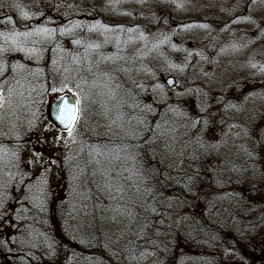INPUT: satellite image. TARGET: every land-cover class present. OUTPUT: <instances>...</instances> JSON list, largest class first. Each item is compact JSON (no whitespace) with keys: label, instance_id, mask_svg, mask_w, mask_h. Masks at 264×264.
Masks as SVG:
<instances>
[{"label":"rangeland","instance_id":"obj_1","mask_svg":"<svg viewBox=\"0 0 264 264\" xmlns=\"http://www.w3.org/2000/svg\"><path fill=\"white\" fill-rule=\"evenodd\" d=\"M22 11L31 18L24 19ZM76 24L80 27L73 28ZM91 25L115 31L105 32L102 27L88 31ZM41 27L56 32L52 39H27L29 47L42 52L38 58H26L0 38L11 56L7 62L20 61L32 70L34 75L21 82L31 94H38L23 103V113L20 107L16 111L15 104L28 91L17 85L10 104L0 109V121L11 111L16 115L14 123H0V135H8L0 140V150H8L7 155L0 151V185L6 184L8 172L15 177L30 166L34 173L59 168L61 188L50 197L40 194L38 187L29 192L37 198L32 202H44L43 211L17 189L12 196L7 194L0 208V264H107L110 259L111 264H158L168 246L166 232L188 242L186 253L195 243L198 254L188 257L194 261L190 264H264V73L251 66L264 65V0H0V32H32ZM69 28L73 30L61 35L62 29ZM76 39L81 44H75ZM33 40L38 43L33 45ZM88 44L100 47L86 48ZM109 56L114 59H106ZM45 77L50 85L41 83ZM168 79L174 81L171 87ZM158 84L163 90L156 88ZM64 95L80 104L84 132L74 130L75 143L49 120L46 109L53 98ZM230 104L241 110L225 111ZM170 106L199 121L183 126L184 135H194L190 143H196L197 150L203 148L201 172L191 181L199 200L190 211L186 201L184 214L152 218L140 211L143 191L139 189L133 198H126L135 205V215L129 218L113 210L121 205V193L100 183L103 196L77 198L80 203L88 201L79 214L85 219L72 215L71 207L78 208L71 204V149L77 139L85 133L101 135V130L113 138L108 130L116 125L121 134L115 137L123 142L124 134H133L135 113L147 123L154 121L156 133L157 124L174 126L169 114H176ZM17 121L21 128L17 129ZM24 135L31 137L30 144ZM196 148L184 151L198 153ZM11 152L19 155L16 169ZM230 156L231 163L224 165ZM107 164L104 160L103 166ZM117 169L122 172L125 167ZM115 175L112 183L120 184L126 193L134 185H153L150 180L133 184ZM34 191L39 195L34 196ZM156 219L159 227L166 226L165 232H157ZM145 222L147 231H141Z\"/></svg>","mask_w":264,"mask_h":264},{"label":"trees","instance_id":"obj_2","mask_svg":"<svg viewBox=\"0 0 264 264\" xmlns=\"http://www.w3.org/2000/svg\"><path fill=\"white\" fill-rule=\"evenodd\" d=\"M73 56L74 55L72 54L71 62H72ZM0 59L7 62L8 59L11 60V56H9L5 52L0 55ZM14 63H21V62L19 61V62H14ZM11 64L13 63H10L9 65ZM22 64H25V63H22ZM71 74L74 75L75 72L71 71ZM24 75H27V73H25ZM11 76H12V73L8 71L6 72L4 78H8ZM80 76L81 78L83 77L82 75H79V77ZM4 78H0V80H3ZM45 82H48V85H50V81L46 77L41 83L43 84ZM25 86L26 84L24 83V87H23L24 90H28ZM30 91L31 90L29 89L26 92V95L24 97L22 96L23 99L19 103L17 102L15 104L16 111H18L17 108L20 107V108H23L22 109V113H23L24 108H25V106L23 107V103L28 102V100L34 96H38V94H31L32 91L31 92ZM16 98L13 97V99H16ZM12 108L13 106H10V109ZM13 114L15 113L11 111L9 115H7L6 120H2L0 121V123L5 122V121H7V123L9 124L14 123L16 120V115L13 116ZM139 115H140L139 113H135L133 115L134 117H136V121H135V124L132 127H130V129L133 130V133L137 134L135 138H132V135H128L127 133V134H124V137L122 138L123 142H121V139L120 141H118L115 135L121 134V130L119 129V127L114 125L111 127V129L108 130V132H110L109 135H112L113 138L109 139L106 134H102L104 131L101 130V135H96V136L92 135L91 133H85L84 134L85 136L84 137L80 136L77 139V144L73 145V148L71 149L72 150L71 152V204L77 206L78 208L74 209L71 207V214L76 215L75 217L77 219L80 217L81 219H85L84 216H80L79 214L81 211H83L81 207L87 204L88 202L86 201V203H80L78 202L77 198L79 199L81 196H84V195H88L91 197L103 196L105 191L100 193L99 191V188L101 187L100 183H103V186H105V183L107 182V180L105 179V175L103 173L109 170H110V175H113V177L116 176L115 174L119 173V175H117V178L120 176L121 179L123 181L125 180L126 182L133 180V184H134L135 182L134 180H137L136 183H138V180L140 181L141 179H139L137 176L132 175L131 179L129 180L128 177H129V174L131 173L128 170L136 169L142 173V177H143V179L141 180L142 183H148L149 180L153 182V185L143 184V185H140L139 187L138 185H134L132 186L131 191H128V188L125 187V190H127L128 192L127 193L123 192V195L121 194L118 195L121 198L120 204L122 206L121 205L120 206L122 209H124L125 212H127V210L129 209L134 210L135 205L133 204V202L131 203L130 201H128L127 203L126 198L128 197L133 198L136 192L138 194L137 189H142L143 191V194L140 198V205H141L140 211L149 212V214L151 215L150 217L152 218L154 217L160 218L164 215H170V217L171 215H178V214L182 215L186 212V209H185L186 201L188 202V207H189L188 209L190 211V208L193 205H195L197 201L199 200V197H198L199 193L196 190L197 188L194 186V184L193 183H189L188 185L186 184V181L189 180V177L194 176L196 179L197 172L198 171L199 173L201 172L200 154L202 153L203 148L201 147V150H200V147H199V149L197 150L198 147L197 148L195 147L196 143H190L193 140L194 135H184L183 134V131H185L183 126H185L186 122L193 121V120L191 118H188V114L183 113V115L176 114L173 116L170 113L169 115L173 119L172 121H174V126L172 125L171 127L170 125L169 128H167V126L161 127V131L166 130L168 133H170L169 135L161 136V135H156L155 133V130H154L155 126L153 124L154 121L153 123L151 122L147 123V119H145V117L143 116L140 117ZM141 119H143L145 123H140L139 121ZM82 122H83V119L81 118L78 121L77 127L75 129V131H79L80 135H83L82 133L84 132V130L80 128V124ZM21 126L22 125L19 123V121H17V129L21 128ZM120 126L123 127L121 124ZM4 131H6V129H4ZM154 134H155V140L152 139ZM6 136L0 135V140L6 139ZM24 136L25 138L28 139V141H30L29 135H24ZM10 139L13 140V138H10ZM166 143L171 145V148L166 149L165 148ZM13 147H14V150H18L15 144H13ZM94 148L100 149L102 153L100 156H96L95 159L89 156V152ZM191 148H196V150L199 152L198 153L194 152V154H191V152L187 153L184 151L185 149H191ZM133 155L135 156V162L129 158L130 156H133ZM104 160H108V164L106 167L103 166ZM96 161H99V163H96ZM119 165H122L123 167H125V169L122 170V172H119L117 169ZM150 167H153V170L151 169L150 171L149 170ZM104 168H107V170H104ZM82 170H83V174H81ZM37 171H35L34 173V169H31V167L23 169L21 173H24L25 175L23 177L22 182H21L20 173H19V178L16 177L15 179H12V176H11L12 174L5 176V179L3 180L5 181L6 184L0 185V186H6L7 194H9L10 196H12L11 192L13 189H17L19 191V195L30 196V193L28 191V188L30 185H37V187H40V186L43 187L44 192L40 194H43L44 197L46 195H48L47 197L54 196V194L58 192L61 188L59 187V176H60L59 168L53 170L52 172H49V170L46 167L41 171H38V172ZM94 172H95V175H93ZM42 176L47 181L45 185L38 184V181L40 180ZM74 177H77V178L74 179ZM186 185L188 186L187 188H186ZM34 188L36 187H33V189ZM0 189L4 190L3 187H0ZM145 189H148L149 191H145ZM35 194H38V193H35L34 191L33 195L35 196ZM29 202L35 203L32 201H29ZM48 202L50 203L51 206H55L53 205L55 204V202H52L49 200ZM135 204H136V201H135ZM152 206L156 207L157 213H153L151 211ZM136 209H138V207ZM52 211H57V208L52 209ZM97 211H101V209L99 208L97 209ZM2 213L0 212V220L2 219L1 217ZM57 214L63 215V212H58ZM125 214L127 216V213ZM156 220L157 222L156 221L155 222H156L157 232L160 229H162V231L165 232V229H167L166 226L159 227L158 219ZM140 230L143 231V230H146V228L143 227ZM164 237H165V240H167L168 246L166 247L167 249L166 248L164 249L163 248L164 244H162V248L164 251L162 250V252L161 251L160 252H161V255L165 254V257L162 260V262L158 264H190L189 261L191 260L189 258L192 259L196 254H198L197 253L198 250L196 249L197 246L195 245L194 242L192 243L190 251L186 253L187 249L185 247V244L188 245V242H185L183 240H178V241L175 240L174 239L175 234L171 232L169 233L166 232L164 234ZM80 245L81 247L84 246L83 244H80ZM93 247H96V246H93ZM157 249H161V244H159V246L157 245ZM165 250L167 251L165 252ZM16 251L17 249L12 248V252H16ZM179 251H183V254H180ZM86 252H89V251H86ZM110 262H112L111 259L107 260V264H111ZM191 262H194V261H191ZM5 263H7V258H6Z\"/></svg>","mask_w":264,"mask_h":264},{"label":"snow or ice","instance_id":"obj_3","mask_svg":"<svg viewBox=\"0 0 264 264\" xmlns=\"http://www.w3.org/2000/svg\"><path fill=\"white\" fill-rule=\"evenodd\" d=\"M17 7H19V5H17ZM21 16L24 19H30L31 18L27 12H23V11L21 12ZM252 22L255 23V21H252ZM79 27H80L79 24L73 25V28H79ZM98 27H102L105 32L115 31L114 29H112L106 25H91L88 27V31H94ZM201 27H207V26L202 25ZM72 30H73L72 28L62 29L61 35H64L65 33H70ZM119 31L123 32L125 30L120 29ZM55 32H56L55 29L48 28V27L35 28L32 32H19V31L13 30L12 32H0V38L3 39L4 44H11L12 50L24 53L26 58H33V57L38 58L40 55H42V52L34 46L29 47L27 45V39L29 37H32V36H39V37L52 39V38H54ZM21 37H23L24 39L22 40ZM140 38L142 40H145V41H147V39H148L146 36L143 35V33H141ZM73 42L75 44H81V41L79 39H76ZM36 43H38V41H36V40L32 41L33 45H35ZM85 47L86 48H99L100 46L95 45V44H88ZM233 47L235 48L236 46L233 45ZM7 51H8L7 48H5L3 45H0V53H5ZM222 51H226V49H222ZM188 55L190 56L191 53H189ZM118 58L123 59V57H118ZM106 59L111 60L114 58L112 56H109V57H106ZM251 66L253 68H259V71L264 73V65H257L255 63H253ZM170 67H172L174 69H178L179 71H184V68L180 65H171L170 64ZM9 68L11 70L12 76L8 77V78H4L6 72L9 71ZM25 73H27V75H24ZM28 75H34V73L32 72L31 69L27 68L26 65H24L22 63H14V64L9 65L6 61L0 59V78H4L3 80H0V109H4L6 104H10L11 98L16 91V86L19 85L21 88H23L24 84L21 83V81L27 80ZM168 83L171 84V83H174V81H168ZM117 87H119V85H117ZM141 87H143V85H141ZM156 88H160L161 90H163V85L158 84V85H156ZM59 90H62V89L53 88V91H59ZM68 91L71 92L72 89L69 88ZM22 94L23 93H21V95ZM61 100H62V106L58 108L56 120L58 121V123L60 125L64 126V129L67 130V132H68V137L73 141V143H75L76 138L74 136V130L77 127L78 121L81 119V109L78 106L79 100L76 101V104H72L64 98H61ZM228 108H234L237 111L241 110L237 105H232V104L228 105L225 108V111H227ZM147 110L151 111L150 106L147 108ZM169 111H171L177 115H183V113L179 112L175 108H172L171 106L169 107ZM139 122L145 123V121L143 119H141ZM197 123H199V121H193V125H195ZM156 133H158L161 136L170 134L166 130L161 131V125L160 124L156 125ZM136 135L137 134L133 133L132 138H135ZM152 139L155 140V134L152 137ZM165 148L169 149V148H171V145L166 143ZM126 150H127V148H126ZM0 151H3L4 155L8 154L7 149H2ZM101 154H102L101 150L98 148H94L89 152V156L92 157L93 159H95L96 156H100ZM105 155H107V154H105ZM11 156L15 160V163L13 166L19 167V155H18V153L17 152H11ZM37 156H39V154H37ZM129 158L135 162V156L134 155L130 156ZM9 162L12 163V161H9ZM29 163H32V162L29 161ZM96 163H99V161H96ZM128 171L131 173V175L137 176L141 180L143 179L142 173L139 170L129 169ZM81 174H83V170H82ZM103 174L105 175V179L107 180V184L105 186L108 188V190L112 191V189L115 188V191H117V192L121 193V195H123V192H124L123 187L118 183L115 185L112 183L110 170L104 172ZM9 175H11V174H9ZM20 175H21V182H22L25 174L20 173ZM93 175H95V172L93 173ZM117 175H119V173ZM76 178L77 177H74V179H76ZM12 179H15V177L12 176ZM128 179H131V176H129ZM194 179H195L194 176L189 177V183H191V181ZM46 183H47V181L43 176L38 181L39 185H45ZM0 187L4 188L3 191H0V198H3V199H0V208H2L4 205V201L7 199V188H6V186H0ZM33 187H37V185H30L28 188V191L31 192ZM186 187H187V185H186ZM37 190L40 191L41 193L44 192L43 187H38ZM137 190L139 191V189H137ZM145 191H149V190L145 189ZM28 199L30 201H34L37 198L30 196V197H28ZM34 207H38L40 209V211H43V201L41 200L39 204L34 203ZM113 210L115 212L119 213L120 215H125V211L120 206H117ZM151 211L153 213H157L156 207L152 206ZM134 215H135V213L132 210H130V209L127 210V216L129 218L134 217ZM160 223L163 224V220H161ZM144 227L146 228V227H148V225L146 224V225H144ZM49 247H51V244H49Z\"/></svg>","mask_w":264,"mask_h":264},{"label":"water","instance_id":"obj_4","mask_svg":"<svg viewBox=\"0 0 264 264\" xmlns=\"http://www.w3.org/2000/svg\"><path fill=\"white\" fill-rule=\"evenodd\" d=\"M168 81H172V79H169ZM168 81H167V83H168ZM171 84L168 83L169 86H171ZM61 98L68 100L72 104H76L77 100L75 98L69 96V95H65V96H62L60 98H53L51 103L48 106V112H49L50 119L55 123L57 128H59L60 130H62L64 132H67V130L64 129V126L60 125L58 123V121L56 120L58 108L62 106Z\"/></svg>","mask_w":264,"mask_h":264},{"label":"flooded vegetation","instance_id":"obj_5","mask_svg":"<svg viewBox=\"0 0 264 264\" xmlns=\"http://www.w3.org/2000/svg\"><path fill=\"white\" fill-rule=\"evenodd\" d=\"M30 138H31V137H30ZM29 144H30V141H29ZM35 152H36V153H39V152H40V147H39V146L36 148ZM229 158H230V160L225 161V162L223 163L224 165L231 163V156H230ZM227 162H228V163H227ZM208 163H209V162H208ZM208 163H207V164H208ZM47 164H48V163H47ZM14 167H15V166H14ZM29 167H30V166H29ZM25 168H28V167H25ZM14 169H16V167H15ZM14 169H13V172H14ZM10 171H11V169H10ZM18 174H19V173H16V174H15V178H16V177L19 178V175H18ZM18 215L22 217V213H21V214H18ZM10 223H12V222H10ZM10 231H12V229L8 230V232H6V233H9Z\"/></svg>","mask_w":264,"mask_h":264},{"label":"bare ground","instance_id":"obj_6","mask_svg":"<svg viewBox=\"0 0 264 264\" xmlns=\"http://www.w3.org/2000/svg\"><path fill=\"white\" fill-rule=\"evenodd\" d=\"M186 184H187V185L189 184V180L186 181ZM187 187H188V186H187ZM187 187H186V188H187ZM146 231H147V230H146ZM145 233H146V232H145ZM212 263H213V264H217V263H215V262H212Z\"/></svg>","mask_w":264,"mask_h":264}]
</instances>
